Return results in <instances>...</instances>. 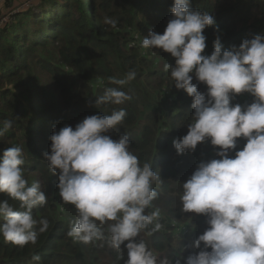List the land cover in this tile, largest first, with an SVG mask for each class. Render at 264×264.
I'll list each match as a JSON object with an SVG mask.
<instances>
[{"label":"trees","instance_id":"1","mask_svg":"<svg viewBox=\"0 0 264 264\" xmlns=\"http://www.w3.org/2000/svg\"><path fill=\"white\" fill-rule=\"evenodd\" d=\"M2 1L7 7L15 2ZM172 7L173 0H37L32 9L15 13L0 25V128L3 121H12V128L0 136V159L5 148L20 147L23 177L28 186L37 183L47 198V203L32 211L38 222L33 229L38 232L36 243L20 247L0 236V264H126V248L109 246L108 224L97 222L104 238L91 243L67 235L78 213L74 205L62 202L58 174H52L44 159L54 129L75 128L85 117L120 109L126 111L125 118L106 135L113 140L128 135L129 150L140 165L151 164L160 176L152 183L157 196L145 211L159 210V216L140 232L137 241L147 245L158 264L165 258H179L184 264L188 256L203 249L192 245L199 236L196 228L204 233L208 218L182 211V184L201 162L220 159L216 155L220 149L205 141L194 151L177 155L173 140L184 137L193 122V99L175 88L170 70L164 68L167 63L175 66V59L139 44L150 31L163 34ZM190 7L210 13L215 20L203 32L206 48L202 55L212 54L218 36L223 51L264 35V0H192ZM105 18L114 19L116 26L106 24ZM130 70L136 72L133 80L123 85L111 82L113 78L126 80ZM39 71L51 86L39 81ZM193 83L199 92L207 93V86L194 74ZM109 87L126 92L131 99L96 107V99ZM253 101L250 94L242 93L231 104L244 107ZM46 130L41 149V133ZM246 142L238 138L229 156L234 158ZM4 201L23 210L18 200L0 193V202ZM41 219L48 221L43 233H39ZM156 223L160 230L148 235ZM34 255L40 260L34 261Z\"/></svg>","mask_w":264,"mask_h":264},{"label":"clouds","instance_id":"2","mask_svg":"<svg viewBox=\"0 0 264 264\" xmlns=\"http://www.w3.org/2000/svg\"><path fill=\"white\" fill-rule=\"evenodd\" d=\"M191 2L173 0L172 17L163 34L150 31L141 41L144 49H160L175 59V66L167 63L164 68L170 70L175 88L193 99V122L184 137L173 140L177 155L194 151L205 141L220 149L216 153L220 159L201 162L182 184V211L208 218V228L192 245L200 249L203 244V249L188 256L184 264H264V35L223 51L218 36L212 54L202 55L206 48L203 32L215 20L210 13L192 9ZM104 22L116 26L114 19ZM193 74L207 86L206 94L198 91ZM135 76V70H130L126 80L113 78L111 82L123 85ZM242 93L254 101L244 107L232 105L233 97ZM130 99L126 92L109 87L95 106L120 105ZM125 116V110H113L110 115L85 117L75 128L54 129L44 159L52 174H58L62 202L74 205L78 213L69 237L91 243L104 238L99 225L108 224L109 246L126 248V264H158L153 252L136 238L159 216V210L145 211L157 196L152 183L160 176L151 164L140 165L129 150L128 135L118 140L106 135ZM2 123L0 136L12 128V121ZM238 138L247 142L232 158L229 153L237 148ZM23 164L20 147L4 149L0 193L18 200L23 210L0 202V236L20 247L36 243L38 232L33 229L38 222L32 211L47 203L37 183L28 186ZM39 224V233L48 229L47 219ZM160 228L156 223L147 234ZM159 264H181V259L165 258Z\"/></svg>","mask_w":264,"mask_h":264},{"label":"rangeland","instance_id":"3","mask_svg":"<svg viewBox=\"0 0 264 264\" xmlns=\"http://www.w3.org/2000/svg\"><path fill=\"white\" fill-rule=\"evenodd\" d=\"M35 0H15L14 4L12 6H6L5 3L0 0V25H3L6 21L10 20L11 17L17 12V11H22V10H26V4L27 3H30V2H33ZM36 3V2H35ZM27 9H32V7L30 8H27ZM141 44V42L139 43ZM36 77L39 79V81H42V82H46L47 85L51 86V82L49 80V78L43 74V73H39L36 75ZM38 105V104H37ZM37 108V106H35V109ZM37 119V118H36ZM48 130V129H47ZM47 130L45 131V133H41V137H40V144H41V149H42V137L45 136V134L47 133ZM177 229V228H176ZM193 226L191 227V230H190V235L193 234ZM197 231H198V235H201L203 234V230L199 227L196 228ZM176 231V230H175ZM201 247H203V244H201Z\"/></svg>","mask_w":264,"mask_h":264},{"label":"built area","instance_id":"4","mask_svg":"<svg viewBox=\"0 0 264 264\" xmlns=\"http://www.w3.org/2000/svg\"><path fill=\"white\" fill-rule=\"evenodd\" d=\"M36 1H37V0H35V1H33V2H30V3H27L25 8H26V9H27V8H30V7L33 8V6H34V4H35ZM18 12H20V11H17L16 13H18Z\"/></svg>","mask_w":264,"mask_h":264}]
</instances>
